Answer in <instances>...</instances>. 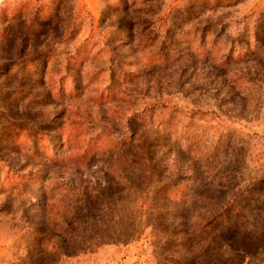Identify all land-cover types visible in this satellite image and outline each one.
I'll use <instances>...</instances> for the list:
<instances>
[{
    "label": "rangeland",
    "instance_id": "374dc122",
    "mask_svg": "<svg viewBox=\"0 0 264 264\" xmlns=\"http://www.w3.org/2000/svg\"><path fill=\"white\" fill-rule=\"evenodd\" d=\"M255 20L264 0H0V264H264Z\"/></svg>",
    "mask_w": 264,
    "mask_h": 264
},
{
    "label": "trees",
    "instance_id": "16d2710c",
    "mask_svg": "<svg viewBox=\"0 0 264 264\" xmlns=\"http://www.w3.org/2000/svg\"><path fill=\"white\" fill-rule=\"evenodd\" d=\"M253 31H254V42H255V46H254V51H260L261 49V45H262V38L264 36V30L258 25L257 21H253ZM248 28H243L241 31H239L237 34H241V33H245V31H247ZM253 51V52H254ZM263 53V51H262ZM256 56L257 54L254 52V53H245L243 56L245 57H251V56ZM229 60H230V57L229 55L225 56L223 58V60L220 62V64L218 66L220 67H224L226 66L228 63H229ZM236 80H239V79H236ZM233 82V81H232Z\"/></svg>",
    "mask_w": 264,
    "mask_h": 264
}]
</instances>
